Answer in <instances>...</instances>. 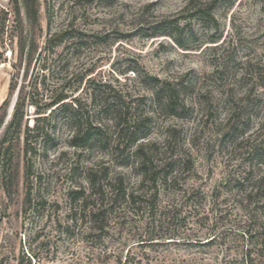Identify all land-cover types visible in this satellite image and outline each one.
<instances>
[{
  "label": "rangeland",
  "instance_id": "rangeland-1",
  "mask_svg": "<svg viewBox=\"0 0 264 264\" xmlns=\"http://www.w3.org/2000/svg\"><path fill=\"white\" fill-rule=\"evenodd\" d=\"M18 1L37 50L30 65L13 66L15 0H0V141L19 93L38 84L39 103L69 91L104 124L108 145L70 146L60 109L46 122L56 125L48 150L26 152L24 135L14 140L0 164V264H264V0H216L217 24L191 16L211 0ZM176 17L191 50L146 36ZM65 30L54 51L45 47ZM147 76L177 87L180 114L154 99ZM116 103L151 117L148 135L123 151L105 109ZM41 115L28 106L25 118L32 126ZM77 192L106 210L101 236L89 233Z\"/></svg>",
  "mask_w": 264,
  "mask_h": 264
},
{
  "label": "trees",
  "instance_id": "trees-1",
  "mask_svg": "<svg viewBox=\"0 0 264 264\" xmlns=\"http://www.w3.org/2000/svg\"><path fill=\"white\" fill-rule=\"evenodd\" d=\"M15 11V21L16 26L20 30L19 35V55L18 63H13L14 67H19L24 60L27 61L28 65L33 60V53L37 50V44L34 37L31 38L30 43H27V38L23 36L25 29L22 11L19 5V1L15 0L14 3ZM216 0H211L210 3L203 6H195L193 12L191 13L192 18H197L203 21H211L217 24V19L213 14V9L215 8ZM33 8V9H32ZM27 11L29 17L34 21L37 19L38 8L31 7L27 4ZM35 25V23H32ZM185 25H181V18H166L163 20L156 21L151 27L150 32L146 33L148 37H157V36H170L176 40L177 44L184 47L185 50H191L189 45H186L182 41V37L185 34ZM67 30L54 33L46 40V48L50 51H54L55 47L60 45L67 34ZM17 36V35H16ZM217 42V35L213 36V41ZM28 44V45H27ZM29 47V51L26 53V48ZM47 68V63H44L42 69ZM44 77V76H43ZM45 78L40 81V84L45 86ZM148 82L152 84V93L153 97L157 102L164 106L166 110L171 112L173 115H178L179 107H184L185 102L179 93V90L176 86H173L172 83L168 81H163L157 76H147ZM39 86L31 85L30 90L27 91V94L19 93L18 99L16 101L14 111L11 117V120L8 124L7 130L3 139L0 141V164L2 160L7 156L13 146L14 140H18L20 143L21 136L24 135V149L26 152L32 151L37 152L38 150H48L51 144L55 141L56 125L48 126L46 123L50 114L54 113L57 109H60L65 114L66 123L70 126L72 134L68 139V143L72 147L80 149H90L94 148L96 145L106 146L108 145L107 129L101 121H92L89 115H84L82 113V108L80 102H76L77 99L70 102L69 91L61 92H52L49 101L44 103H39L35 99L36 93L39 94ZM16 89V83L12 82L10 87V95ZM114 102V101H113ZM8 103L6 99L2 106ZM115 103V102H114ZM111 104V103H110ZM108 105V104H107ZM28 106H35L38 114H43L38 116L33 125L31 126L25 118ZM110 108L111 113L113 114V128L116 132V141L114 147L118 150L123 151L124 148L132 147L138 140L145 138L148 135V125L147 122L150 121L149 115H134L131 116V110L126 105L122 103H116L114 105L106 106L105 109ZM49 111L48 115H44ZM130 115V116H129ZM130 117L128 119L127 117ZM6 117V111L0 117V127L3 125ZM42 121V122H41ZM125 140L127 142H125ZM125 142V143H124ZM143 147L139 146L137 151L140 153L143 152ZM143 154V153H142ZM143 159L140 164V172L144 177H147L148 174H151L149 166L147 165L146 155H143ZM121 180V179H120ZM92 183L96 184V179L91 175ZM94 185V184H93ZM76 199H82V207L86 210V223L89 224L87 227L89 233L93 236H101L105 233L106 228L109 224L108 218L106 216V210L101 204H94L89 207V203L84 193L77 192ZM117 194V191H116ZM119 194V193H118ZM117 196V195H115ZM81 219V220H83Z\"/></svg>",
  "mask_w": 264,
  "mask_h": 264
}]
</instances>
